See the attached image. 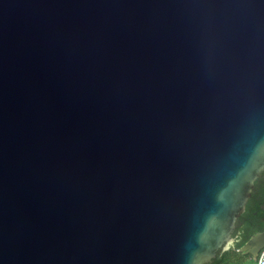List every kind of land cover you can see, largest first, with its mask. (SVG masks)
<instances>
[{
  "label": "water",
  "instance_id": "obj_1",
  "mask_svg": "<svg viewBox=\"0 0 264 264\" xmlns=\"http://www.w3.org/2000/svg\"><path fill=\"white\" fill-rule=\"evenodd\" d=\"M263 171L264 0H0V264H208Z\"/></svg>",
  "mask_w": 264,
  "mask_h": 264
},
{
  "label": "trees",
  "instance_id": "obj_2",
  "mask_svg": "<svg viewBox=\"0 0 264 264\" xmlns=\"http://www.w3.org/2000/svg\"><path fill=\"white\" fill-rule=\"evenodd\" d=\"M264 231V171L254 183V188L248 199L244 212L236 222L233 236L237 242L233 248L219 252L208 264H250L251 254L243 253L240 249L255 234Z\"/></svg>",
  "mask_w": 264,
  "mask_h": 264
},
{
  "label": "built area",
  "instance_id": "obj_3",
  "mask_svg": "<svg viewBox=\"0 0 264 264\" xmlns=\"http://www.w3.org/2000/svg\"><path fill=\"white\" fill-rule=\"evenodd\" d=\"M253 264H264V247L258 252Z\"/></svg>",
  "mask_w": 264,
  "mask_h": 264
},
{
  "label": "rangeland",
  "instance_id": "obj_4",
  "mask_svg": "<svg viewBox=\"0 0 264 264\" xmlns=\"http://www.w3.org/2000/svg\"><path fill=\"white\" fill-rule=\"evenodd\" d=\"M254 263V260H253V262L252 263H250V264H253Z\"/></svg>",
  "mask_w": 264,
  "mask_h": 264
},
{
  "label": "crops",
  "instance_id": "obj_5",
  "mask_svg": "<svg viewBox=\"0 0 264 264\" xmlns=\"http://www.w3.org/2000/svg\"><path fill=\"white\" fill-rule=\"evenodd\" d=\"M254 260V259H253Z\"/></svg>",
  "mask_w": 264,
  "mask_h": 264
}]
</instances>
